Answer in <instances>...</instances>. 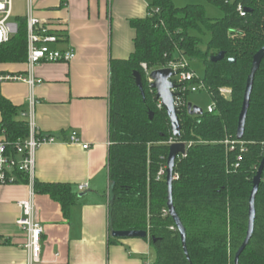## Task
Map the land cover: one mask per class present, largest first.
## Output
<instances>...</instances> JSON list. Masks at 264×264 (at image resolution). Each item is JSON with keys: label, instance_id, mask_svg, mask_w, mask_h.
Masks as SVG:
<instances>
[{"label": "trees", "instance_id": "trees-1", "mask_svg": "<svg viewBox=\"0 0 264 264\" xmlns=\"http://www.w3.org/2000/svg\"><path fill=\"white\" fill-rule=\"evenodd\" d=\"M209 1L223 11L221 19L208 18L200 5L176 7L172 0H152L148 16L131 21L135 51L126 60L111 62L109 230L147 232L155 253L153 264H235L247 235L253 180L264 160V60L255 77L245 136L237 139L253 59L264 47V0ZM239 7L249 12L241 16ZM17 23V34L0 47V65L27 63L26 19L19 17ZM54 34L62 40V32ZM220 53L224 59L212 62ZM194 59L205 65L206 75L200 81L215 111L191 116L181 109V138L176 140L142 65L154 71ZM135 72L142 77L145 98ZM223 88L231 90L230 97L221 94ZM190 93L182 94L186 104ZM20 112L3 96L0 83V134L12 144L29 136ZM177 142L185 143L187 152L176 160L173 204L186 230L189 259L174 221L165 213L168 156ZM162 168L165 174L159 175ZM18 179V184H27L22 174ZM35 190L59 203L65 218H70L78 201L71 185L36 182ZM118 242L110 235L109 244ZM239 264H264V169L256 197L255 232Z\"/></svg>", "mask_w": 264, "mask_h": 264}, {"label": "crops", "instance_id": "crops-1", "mask_svg": "<svg viewBox=\"0 0 264 264\" xmlns=\"http://www.w3.org/2000/svg\"><path fill=\"white\" fill-rule=\"evenodd\" d=\"M24 8L26 5L24 2ZM152 0H38L41 22L63 34L54 45L72 50L70 63H42L34 72L42 84L1 83L3 96L21 112L33 94L39 134L57 142L36 154V182L69 184L78 195L66 219L61 205L35 193L37 218L44 228L42 254L36 264H153L148 240L109 244L111 183L110 89L112 60H126L135 51L131 21L148 16ZM174 3V2H173ZM25 16L13 15L11 22ZM28 75L25 64L0 65V76ZM19 114V119H20ZM2 115L0 113V125ZM76 132L81 144H71ZM3 135L0 134V138ZM88 189L79 192V186ZM27 184L0 185V264H30L27 233L18 226L19 202L29 199ZM80 196H83L80 198ZM155 254V253H154ZM155 260V258H154ZM154 262V261H153Z\"/></svg>", "mask_w": 264, "mask_h": 264}, {"label": "built area", "instance_id": "built-area-1", "mask_svg": "<svg viewBox=\"0 0 264 264\" xmlns=\"http://www.w3.org/2000/svg\"><path fill=\"white\" fill-rule=\"evenodd\" d=\"M15 2H24L26 5L28 75L0 76V83H25L34 90L38 85L42 84V80L38 79L34 72L38 65L42 63H70L75 59L76 55L72 50L63 51L54 48V45L58 44L61 38L54 34L55 28L44 24L37 17V0H0V47L9 43L19 30L18 23L11 22L14 15ZM238 11L241 16L245 15V10L242 7H239ZM142 67L149 78L152 71L146 64H143ZM164 68L172 69L175 74L172 80L180 86L177 91L180 93V97L176 103L177 107L179 110L183 108L187 109V104L182 100V94L187 90L196 93L202 88L206 89L203 82L190 69L188 61L186 60L172 62ZM196 80L200 82L195 85H190V83ZM220 92L226 97H230L231 95V90L227 88L221 89ZM28 102V109L20 114V119L28 124V138L20 140L15 144L9 142L4 135L0 138V185H16L19 180L18 175L22 174L27 180V185L31 188L29 199L19 202L22 216L17 224L28 235L26 249L29 255V262L30 264H36L41 258L44 235V228L38 221L35 205L36 154L42 147L55 144L57 139L54 136L39 134L35 118V109L38 102L33 94L29 97ZM159 107L162 108L161 103ZM214 111V105L209 107V113H213ZM69 141L71 144H81L76 132L70 135ZM81 145L84 150L90 148L88 144ZM164 174L165 171L162 168L159 175ZM174 178L178 179V175ZM78 189L79 192H84L88 187L87 185H81ZM165 213L169 212L167 211Z\"/></svg>", "mask_w": 264, "mask_h": 264}, {"label": "water", "instance_id": "water-1", "mask_svg": "<svg viewBox=\"0 0 264 264\" xmlns=\"http://www.w3.org/2000/svg\"><path fill=\"white\" fill-rule=\"evenodd\" d=\"M245 12H249V10H245ZM224 57H225L224 53H220L218 56L212 57L211 61L219 62L222 61ZM263 60H264V47L254 56L251 74L247 81L243 107L239 117V123L237 129V139L239 141H241L245 136L246 124L250 109L251 96L254 89L255 77L261 68V64ZM174 76L175 74L173 73L172 69L163 68L152 71L149 75V81H150L151 89L156 92L157 100L161 103L162 108L167 113L171 125V132L174 138L176 140H180L181 131H182L180 116L182 112L181 110H179V108L176 105L177 100L180 97V93L177 92L180 86L176 84L174 80H172ZM134 77L136 79V85L140 89L143 98H145V92H144L142 77L140 73L135 72ZM187 111L188 114L191 116H200L203 115L204 113V111L201 108H199L198 106H194L191 103L187 104ZM153 117L154 114L150 113V118L153 119ZM186 152H187V145L183 142H177L170 147L166 181L169 190L168 203H167L168 212L180 233L184 252L187 258L189 259L187 252V243H186V230L182 225L173 204V180H174L173 176H174L176 160L180 156H185ZM263 169H264V160L258 170L256 177L253 180V190L249 201V223H248L247 235L244 243L236 253L235 264H239L240 257L245 252L246 248L249 246L250 241L253 238L255 232L256 197L262 181ZM82 197L83 196H80V198ZM111 236L113 239L119 241L128 240V239H142V240L149 239V235L147 232H130V231L112 232ZM153 241L155 242L156 240L153 239Z\"/></svg>", "mask_w": 264, "mask_h": 264}, {"label": "rangeland", "instance_id": "rangeland-1", "mask_svg": "<svg viewBox=\"0 0 264 264\" xmlns=\"http://www.w3.org/2000/svg\"><path fill=\"white\" fill-rule=\"evenodd\" d=\"M176 7H186L188 5H200L205 9L206 15L210 19H221L224 16L223 11L216 7L209 0H172ZM230 3H234L236 0H228ZM38 2V0H37ZM39 5H36V15L40 12ZM14 14L19 16H25L26 10L24 8V4L22 2H15L14 4ZM1 19V17H0ZM209 40V35L204 37V41L207 42ZM190 69L201 79L205 78V65L200 59H194L192 61H188ZM150 82V81H149ZM188 103L193 104L194 106H198L203 111H207L209 107L213 105L212 98L209 92L202 88L196 93H190L188 95ZM155 258L154 251H152L151 256L148 257V260L153 263Z\"/></svg>", "mask_w": 264, "mask_h": 264}]
</instances>
